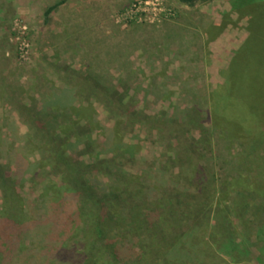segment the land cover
Listing matches in <instances>:
<instances>
[{
  "label": "rangeland",
  "instance_id": "rangeland-1",
  "mask_svg": "<svg viewBox=\"0 0 264 264\" xmlns=\"http://www.w3.org/2000/svg\"><path fill=\"white\" fill-rule=\"evenodd\" d=\"M62 1L0 0V224L35 222L44 196L59 201L66 181L105 184L99 190L125 220L158 187L151 207L174 199L176 210L155 218L176 215L179 236L200 231L193 242L203 257L264 264V198L231 182L251 169L264 187V165L240 160V146L210 115L235 62L241 85L264 70V0ZM217 187L230 192L221 219L232 223L231 238L224 226L217 233L220 244L206 236L204 210ZM125 223L99 226L107 236ZM145 231L138 225L125 247ZM99 234L91 228L77 247L97 250L106 238Z\"/></svg>",
  "mask_w": 264,
  "mask_h": 264
},
{
  "label": "trees",
  "instance_id": "trees-1",
  "mask_svg": "<svg viewBox=\"0 0 264 264\" xmlns=\"http://www.w3.org/2000/svg\"><path fill=\"white\" fill-rule=\"evenodd\" d=\"M67 1L63 0V2ZM179 1L193 6L198 2L210 0ZM51 12L53 9H49L48 14ZM231 70L227 74L226 85L212 94L210 107L212 127L220 131L221 135L233 145L237 143L240 146L238 150L241 154L240 160L249 162L248 166L255 164L262 169L264 154H260L259 149L264 148V70H260L247 85H241L240 80L235 76L236 71ZM236 82L237 84L234 85ZM71 109L75 110L73 107ZM66 160L69 167L77 166L70 159L66 158ZM250 171L251 169H247V173L233 179L232 186L239 191L238 193L263 199L264 187L252 179ZM131 178L137 180L135 177ZM79 182L81 185L74 186L66 181L59 193L60 200L57 202H52L53 199L45 195L36 209L38 219L35 222L30 221V218L20 221L12 218L0 224L2 264H226L217 253L208 256L206 254L203 257L199 247L193 242L200 232L197 229L182 236L175 234L172 228L175 226V220L178 221L176 215H172L175 220L172 218L168 221L163 220L161 216L155 218L162 209L173 213L176 210L174 199L163 207L158 204L151 207L153 201L151 202L150 199H153L154 195L157 196L158 187H153L146 193L147 197L143 203L145 210L141 211V207L138 216L131 215L125 220L121 213L114 212L117 207L110 201L109 196H106V191L99 190L100 186L105 187L103 190L109 187L97 181H93L92 184L85 180ZM121 191L122 189L114 188L112 193H121L123 197ZM48 192L47 190L46 194ZM101 193L105 196L100 197ZM229 193L225 190L220 191L219 187L214 188L212 197L206 204L208 209H204L209 221L206 236L209 237L211 233V240H214L215 244L217 242L220 244L217 233L223 226L226 228L228 238L232 235L231 221L227 217L225 220L221 219L225 214L223 203L226 202ZM90 196L99 201L92 204ZM48 200H51V206ZM247 206H254V201L247 202ZM86 213L90 214L87 221ZM103 220L108 223L114 222L118 226L122 222L126 221V223L117 233H108L106 236L105 230L103 231L99 226V222ZM214 221L215 224L212 225ZM138 225L146 227V234H142L138 245L126 248L123 239L131 236L134 233L133 229ZM16 227L17 231L14 230ZM93 227L100 230L99 236L106 237L103 239L104 244L92 252L84 246L85 252H82L77 247V242L81 235H87ZM159 235H162L164 240ZM24 242L31 243L26 247ZM206 246L203 245L204 248Z\"/></svg>",
  "mask_w": 264,
  "mask_h": 264
},
{
  "label": "crops",
  "instance_id": "crops-1",
  "mask_svg": "<svg viewBox=\"0 0 264 264\" xmlns=\"http://www.w3.org/2000/svg\"><path fill=\"white\" fill-rule=\"evenodd\" d=\"M63 2V1H62Z\"/></svg>",
  "mask_w": 264,
  "mask_h": 264
}]
</instances>
